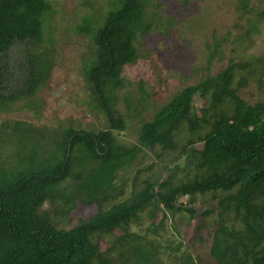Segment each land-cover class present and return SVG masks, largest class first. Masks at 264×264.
<instances>
[{
	"label": "trees",
	"instance_id": "16d2710c",
	"mask_svg": "<svg viewBox=\"0 0 264 264\" xmlns=\"http://www.w3.org/2000/svg\"><path fill=\"white\" fill-rule=\"evenodd\" d=\"M155 1L115 0L101 25L87 17L78 29L89 34L96 46L87 76L97 105L108 117L107 129L68 127L52 144L53 149L48 144L41 151L42 142L30 137L29 125L17 122L13 127L11 136L19 147L31 146L15 162L18 166H0V264H93L90 253L96 235L125 229L150 207L184 210L179 197L195 194H208L217 202L216 208L204 212L217 214L210 238V255L216 263L264 264V102L251 105L241 97L245 77L233 86L238 65L174 96L152 120L143 123L138 144L127 146L115 134L127 128L117 109V90L125 83L124 68L139 59L137 39L154 29L155 16L148 10ZM54 12L52 0H0L1 58L17 44L40 46ZM52 66L48 54L29 59L24 95L40 88ZM0 72L6 69L0 66ZM197 96L209 99L212 114L195 115ZM16 98L11 95L3 103ZM182 130L192 136L183 146V165L172 162L166 178L159 182L145 179L143 187L128 199L102 209L118 196L121 171L135 164L145 149L177 152ZM198 143H203L202 149L195 147ZM69 182H74L73 193H66ZM58 199L75 204L80 199L101 210L72 228H59L48 213L41 212L46 202ZM74 208L61 212L68 214ZM187 210L197 214L194 208ZM118 243L124 249L125 264H159L158 248L151 241L125 230Z\"/></svg>",
	"mask_w": 264,
	"mask_h": 264
},
{
	"label": "rangeland",
	"instance_id": "374dc122",
	"mask_svg": "<svg viewBox=\"0 0 264 264\" xmlns=\"http://www.w3.org/2000/svg\"><path fill=\"white\" fill-rule=\"evenodd\" d=\"M114 1L52 0L55 12L46 23L42 44H17L6 58L0 56V66L6 69L4 74L0 72V166H18L15 162L22 160L31 146L28 143L27 147H19L12 139L17 122L30 126V137L42 142L41 151H46L48 144L53 149L52 144L68 127L96 132L108 128V117L97 105L87 76L96 46L89 34L78 29L87 17L91 22L96 18L97 26L101 25L114 9ZM263 12L264 0L153 2L148 13L155 16L154 29L137 39L139 59L124 68L125 83L117 90V109L127 121L126 130L115 132L118 140L127 146L138 144L143 123L152 120L157 110L186 87L232 65H238L234 87L241 77L247 79L240 89L241 97L251 105L264 102ZM39 53L48 54L53 66L40 88L27 96V64ZM11 95L16 100L3 103ZM194 109L195 115L202 118L212 114L214 107L207 97L197 96ZM186 132L182 130L178 136L177 152H164L159 147L154 151L145 149L135 164L119 173V194L102 209L128 199L143 187L145 179L159 182L166 178L172 162L183 165V146L192 137ZM195 147L202 149L203 143ZM67 187L66 193L74 192V182ZM216 203L208 194H195L179 197L178 204L184 209L181 211L150 207L125 229L96 235L90 253L93 264H125L121 257L124 249L118 243L125 230L151 241L158 248L159 264H189V258L191 264H217L210 255L217 214H204L216 208ZM74 206L68 214L61 212ZM189 208L197 214L192 215ZM100 210L96 204H85L80 199L76 204L62 199L48 201L41 208L57 227L67 229Z\"/></svg>",
	"mask_w": 264,
	"mask_h": 264
}]
</instances>
